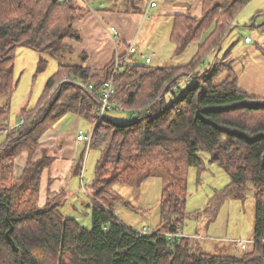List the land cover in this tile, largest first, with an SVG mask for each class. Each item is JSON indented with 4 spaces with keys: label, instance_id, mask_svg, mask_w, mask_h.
Masks as SVG:
<instances>
[{
    "label": "trees",
    "instance_id": "16d2710c",
    "mask_svg": "<svg viewBox=\"0 0 264 264\" xmlns=\"http://www.w3.org/2000/svg\"><path fill=\"white\" fill-rule=\"evenodd\" d=\"M81 1L0 0V134H6L0 144V264H264V96L240 88L237 73L230 64L222 67L217 55L206 69L200 68L210 52L217 53L234 16L249 0H202L200 16L177 15L171 34L177 51L198 43L184 64L128 62L126 53L116 54L101 69L87 66L86 53L64 42L81 40L74 24L97 8L94 0ZM110 2L138 14L145 0ZM21 46L51 54L59 69L37 106L24 107L20 119L11 123L16 50ZM117 56L124 63L114 75ZM222 68L228 70L224 78ZM65 77L70 79L63 81ZM112 77L114 99L137 117L115 121L105 116L93 126L90 147L100 149L101 157L86 189L92 208L88 228L61 211L64 193L44 206L37 203L34 196L53 158L46 150L40 160L32 158L44 133L67 113L94 125L98 103L85 85L94 83L99 89ZM46 104L38 119L29 118ZM25 150L31 152L29 161L17 177L15 158ZM206 154L228 172L237 198L249 189L255 195L253 238L245 248L239 242L225 254L203 250L188 235H169L190 214L188 174L192 167L204 168ZM152 176L163 178L161 218L152 230L141 232L117 216L121 204L129 205L118 186H139Z\"/></svg>",
    "mask_w": 264,
    "mask_h": 264
},
{
    "label": "rangeland",
    "instance_id": "374dc122",
    "mask_svg": "<svg viewBox=\"0 0 264 264\" xmlns=\"http://www.w3.org/2000/svg\"><path fill=\"white\" fill-rule=\"evenodd\" d=\"M81 2L85 4L84 0ZM93 2L98 7L102 0L91 1V3ZM84 12V9L79 10L81 14H84ZM255 17L256 20H260L259 22L264 21V0H249L238 11L230 23L232 28L228 24L229 28L227 29L230 31L223 39L221 47L216 53L222 67L225 64H230L238 77H241V83L239 82L238 84L244 88L254 87L252 80L255 77L264 82V53L262 50L264 48V31L258 32L256 28L252 27L254 24L252 20ZM154 32L149 33L146 26H143L138 45H136L139 53L142 52L145 55H151L153 54L152 52L157 53L153 57L152 62L149 63L150 65H179L188 62L194 54L195 44H190L184 51H177L176 45L174 46V44L170 43L169 26L164 21L161 20L156 24ZM246 35H251L253 40L251 43L245 42ZM159 49L165 52L163 53V57L166 55L164 59H162L163 57L161 58L160 53L158 54L157 50ZM127 61L144 63L145 59L135 53L129 56ZM210 61L211 58L206 56L200 68L206 69ZM14 68L18 83L12 96L11 123H15L20 119L19 116L23 107L32 109L37 106L47 81L58 71L59 63L49 53H40L21 46L16 50ZM227 73L228 70L222 68L220 78H224ZM47 104L42 107V109L44 108L42 111L38 110L37 114H31L29 118L34 119L36 116L38 119L44 113ZM106 116L115 121H131L137 117L130 109L109 110ZM93 126L92 123L90 124L83 120L79 130H83L87 136L91 133ZM5 140L6 134H0V144ZM40 145L41 143L39 142L32 158L34 160H40L43 151L46 150H42L41 153ZM30 153V151L25 150L15 158L13 170L17 177L24 173ZM75 153L76 162H78L81 171L77 177L74 178L73 175L72 178L69 177V186L74 190L75 193L72 196L75 197H70L69 199L68 193L59 197L63 204L61 211L66 216L77 219L83 226L89 228L92 224V208L86 189L95 178L101 150L90 147L88 142H84L75 149ZM205 159V166L201 171L194 167L189 171L187 211L190 214L185 219L182 228L183 232L193 237V240L198 242L203 250L225 254L232 251L235 244L239 245V241L253 238L254 190L249 189L243 198H237L230 188L231 178L228 172L217 163L210 162L209 155L206 154ZM151 179L153 180L148 179L146 183H142L139 186L136 185L137 187H132L131 184L118 186L120 193L129 205L121 204L116 214L124 223L135 230H142L144 227L152 230L159 224L160 199L164 184L162 180ZM41 186L37 197L34 196V198L40 206H44L47 200L53 196L48 194L44 202L41 199ZM59 193L62 192L60 191ZM29 198L33 199V194Z\"/></svg>",
    "mask_w": 264,
    "mask_h": 264
},
{
    "label": "crops",
    "instance_id": "0c3cea01",
    "mask_svg": "<svg viewBox=\"0 0 264 264\" xmlns=\"http://www.w3.org/2000/svg\"><path fill=\"white\" fill-rule=\"evenodd\" d=\"M157 1L158 5L152 7L149 5V0H145L140 12H138V14H133L129 11H125L124 9L114 8L110 0H102V2L99 4L103 5L101 9L97 7L96 10H89L82 18L77 19L75 22L74 27L79 31L81 40L78 41L73 38H66L64 42L74 48L76 52L86 53L87 59L85 64L93 69H101L105 67L113 60L116 54L121 55L127 53L126 59H128L130 55V53H128L129 46L138 45L137 43L141 31L143 30V26H146V29L149 33H155V26L161 20L167 23L169 26V40L170 43L174 44L175 46V43L171 40L175 17L185 13H191L193 15L200 16L203 12V1ZM259 21L260 20H256L255 17L252 20V23H254L252 27L256 28L258 32H262L264 31V21ZM112 26L117 28V34L111 30ZM192 44H195V54L198 49V43ZM157 52L158 54L160 53L161 58L163 57V53H165L162 49L157 50ZM152 53H154L155 56L157 54L156 52ZM194 54L191 56V58L194 56ZM165 56L162 59H164ZM207 56H209L212 60L215 58L216 53L210 52ZM239 82L241 83L240 76ZM252 83L254 87L249 86V88H244L240 86V88L249 92L250 94L264 96V82L258 77H255V79L252 80ZM83 120L86 119L76 113H67L53 127L47 130V132H45L40 139L41 153L42 150L46 149L48 154L53 158L51 166L47 169V171H45V177L43 176V182L41 186V199L43 201L46 199L48 194H50V196H55L60 191L64 194L68 193L67 196L69 199L70 197H75L72 196L75 192L69 186V177L72 178L73 175L75 178L80 174V166L78 165V162H76L77 159L75 155V149L80 144L86 142L79 141L77 139V135L79 129H81L80 127ZM89 123L91 124V122ZM151 178H156L163 181V178L160 176H152L147 178L143 183H146L148 179L153 180ZM133 186L136 185H132V187ZM160 218L161 215L158 219V223L160 222ZM235 246L239 247L238 244H235L234 248H232V251L236 248Z\"/></svg>",
    "mask_w": 264,
    "mask_h": 264
},
{
    "label": "built area",
    "instance_id": "2783aa9c",
    "mask_svg": "<svg viewBox=\"0 0 264 264\" xmlns=\"http://www.w3.org/2000/svg\"><path fill=\"white\" fill-rule=\"evenodd\" d=\"M149 5L152 7L157 6L158 1L157 0H149ZM111 30L115 34L118 33V30L115 26H112ZM245 41L250 43L253 40H252L251 36H247L245 38ZM129 53H134V54L138 53L140 57L145 59L146 63L152 62V59L155 56L154 53L151 55H145L142 52L139 53L138 48L135 45L130 46ZM123 63H124V60L119 58V56H117L116 65H115V69H114V75L117 73L118 68ZM69 79H70L69 77H65L63 79V81H68ZM85 87L95 97V99L98 103L94 127L104 119V117L106 116V113L109 110L122 109V105L114 99V96H115L117 90H116V86L114 85L113 77L110 78L109 80L105 81L99 89L96 87V85L94 83H88L87 85H85ZM23 121L24 120H22L21 122H23ZM93 130H94V128L92 129L91 133L88 134L87 136L84 134L83 130H79L78 135H77V139L79 141L86 140L88 142V144H90V142L93 138ZM149 231H150V229L148 227H144L141 230V232H149ZM169 235H170V238L173 239L174 237L181 238V237L185 236L186 234L183 232V229L179 227L176 232L171 233ZM246 245H247V243L245 241H241L242 248H245Z\"/></svg>",
    "mask_w": 264,
    "mask_h": 264
},
{
    "label": "water",
    "instance_id": "95a60500",
    "mask_svg": "<svg viewBox=\"0 0 264 264\" xmlns=\"http://www.w3.org/2000/svg\"><path fill=\"white\" fill-rule=\"evenodd\" d=\"M54 1H56V0H54Z\"/></svg>",
    "mask_w": 264,
    "mask_h": 264
}]
</instances>
